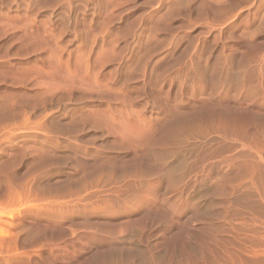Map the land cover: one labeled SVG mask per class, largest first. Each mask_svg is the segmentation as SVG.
Returning <instances> with one entry per match:
<instances>
[{"label":"rangeland","instance_id":"obj_1","mask_svg":"<svg viewBox=\"0 0 264 264\" xmlns=\"http://www.w3.org/2000/svg\"><path fill=\"white\" fill-rule=\"evenodd\" d=\"M59 1L0 0V264H264V0Z\"/></svg>","mask_w":264,"mask_h":264},{"label":"bare ground","instance_id":"obj_2","mask_svg":"<svg viewBox=\"0 0 264 264\" xmlns=\"http://www.w3.org/2000/svg\"><path fill=\"white\" fill-rule=\"evenodd\" d=\"M23 1V0H22ZM26 1V0H25ZM68 1V0H67ZM29 2L30 3H28V5H27V7L26 8H28V9H30V8H32V7H34V6H37L38 7V5H42V7L43 8H46V7H49V8H53V7H55V6H57L58 4H59V0H50V2H44V4H41V2H38V1H31V0H29ZM69 2V1H68ZM67 2V3H68ZM19 3V2H18ZM25 3V2H24ZM38 4V5H37ZM69 4V3H68ZM11 5V4H10ZM13 5V4H12ZM25 6V5H24ZM59 6V5H58ZM61 6H62V4H61ZM10 7H12V6H10ZM42 7H40V8H42ZM24 9H25V7H23ZM35 8V7H34ZM34 8H33V10H34ZM9 9V8H8ZM17 9V8H16ZM36 10V9H35ZM37 10H38V8H37ZM42 10V9H41ZM53 10H54V8H53ZM9 11H11V10H9ZM33 12V11H32ZM53 12V11H52ZM50 14V13H49ZM52 14V13H51ZM49 19H51V18H49ZM68 21V20H67ZM66 24H67V22H66ZM66 27V26H65ZM65 29V28H64ZM38 30V29H37ZM36 30V32L37 33H33V34H35V40H38V42H39V40H40V43L39 44H43L42 43V41L43 40H46V38H47V35L48 34H50V32L51 31H46V30H44V31H42V32H45V33H40L41 32V30L39 31H37ZM47 30H49L48 28H47ZM52 30V29H51ZM35 32V31H34ZM51 33H53V31L51 32ZM30 34V33H29ZM45 34V35H44ZM55 34V33H54ZM31 35V34H30ZM51 35V38L53 37V38H55V36H53V34H50ZM28 36V35H27ZM32 36V35H31ZM30 36V37H31ZM32 36V37H33ZM57 36V35H56ZM49 37V36H48ZM27 39H29V36H28V38ZM31 39V38H30ZM43 39V40H42ZM47 39H50V38H47ZM56 39V38H55ZM55 39H54V42H55ZM42 40V41H41ZM28 41H30V40H28ZM33 41H34V39H33ZM32 41V42H33ZM46 41H48V40H46ZM57 41V40H56ZM36 42V41H35ZM38 42L37 43H32L31 45H32V47H33V49H32V51L34 50H38L37 48H38V46H36V44L37 45H39L38 44ZM49 42V41H48ZM48 42H45V43H47L48 44ZM28 44H29V42H28ZM27 44V45H28ZM47 44H43L44 45V47H46V46H48ZM53 44V43H52ZM56 44V43H55ZM33 45H35L36 46V49L34 48V46ZM50 45V44H49ZM58 45V47H61V46H59V44H57ZM29 46V45H28ZM43 47V46H42ZM40 45H39V48L41 49L42 48ZM43 47V48H44ZM49 47V46H48ZM48 47H46V48H48ZM56 48H54V49H52V48H50V51H51V53H52V56L55 54V56H56V58H60V54L62 55V53H61V51H60V54H59V48L57 47V46H55ZM28 48V47H27ZM42 48V49H43ZM59 56V57H58ZM151 57V56H150ZM53 58H54V60H56V58L53 56ZM52 58V59H53ZM85 58V57H84ZM193 59H194V57H193ZM192 59V60H193ZM54 60H52L51 62H54V64L53 63H50V64H53V65H55L56 64V62H60V59H58V61L56 60V61H54ZM85 60V59H84ZM87 60H89L88 59V57H86V62H82V60H81V64L84 66L85 65V67H86V69H85V67H84V74H86V73H89V69H91V68H89V61H87ZM63 61L61 60V63H62ZM61 63H59V64H61ZM80 63V62H79ZM103 63V62H102ZM106 63H109V61H105V64H102V66H105L106 65ZM58 64V63H57ZM92 64V63H91ZM118 64H121V63H118ZM81 65V66H82ZM57 66H63V64L62 65H56V67ZM77 66H79V64L77 65ZM101 66V65H100ZM119 66V65H118ZM121 66V65H120ZM191 66V65H190ZM92 68H93V65L91 66ZM122 67V66H121ZM54 68H55V66H54ZM53 68V69H54ZM62 68V67H61ZM138 68V67H137ZM58 69V68H57ZM135 69V68H134ZM133 69V70H134ZM189 69V68H188ZM54 71H55V69H54ZM77 71V70H76ZM93 71V70H92ZM180 71H181V69H180ZM132 73H129L130 74V76L128 77V78H124L123 77V79H125L124 81L122 80V79H120V70H118V68H117V70H116V72H115V78H113V80H111V81H114V83H122V85H128V83H130V82H135L136 80H137V74H138V72H139V70H137V69H135L134 71H131ZM187 72H189V70L188 71H186V73ZM186 73H185V75H186ZM222 73V72H221ZM259 73V72H258ZM88 75V74H87ZM184 75V76H185ZM178 76V75H177ZM181 76V75H180ZM214 76V75H213ZM95 77H98V76H95ZM122 77V76H121ZM169 77V76H168ZM184 78V77H183ZM227 78V79H226ZM226 78L223 80L225 83H228V81H230L229 80V78H228V76H226ZM99 80V79H98ZM97 80V78H95V81H98ZM208 80V79H207ZM206 78H205V76H204V74L202 73H200V72H198V70L197 71H193V72H190V73H188L187 74V76H185V80H184V82H183V86H187L188 85V83L189 84H202V83H206ZM211 80V79H210ZM177 81V80H176ZM216 81V80H215ZM217 81H218V79H217ZM222 81V82H223ZM210 82H213V81H210ZM223 82V83H224ZM98 83V82H97ZM215 83V82H214ZM223 83H219V85H217V82H216V85L217 86H220L221 84H223ZM253 83V82H252ZM212 85V84H211ZM215 85V84H214ZM215 85V86H216ZM225 85V84H224ZM171 86V85H170ZM195 86V85H194ZM199 86V85H198ZM221 87H223V85L221 86ZM213 89V88H212ZM215 89V88H214ZM188 91V90H187ZM214 105V104H213ZM188 118V117H187ZM230 118V116H228L227 114H226V112H224L223 110H221V109H217V108H214V109H209L207 112H206V114H202V115H198V116H196V117H194V118H190L191 120H187V121H185L184 123L185 124H190V123H197V125H199V127H202V125L203 126H205L206 127V131L208 130V131H211V132H213V133H225L224 132V130H226L227 129V127L228 128H230L231 127V124L232 123H230L232 120H230L229 119ZM171 125V124H170ZM191 125V124H190ZM233 125V124H232ZM166 126V125H165ZM194 126V125H193ZM170 127V126H169ZM185 127V126H184ZM197 127V126H196ZM168 128V127H167ZM172 128H173V125H172ZM182 128V127H181ZM194 128V127H193ZM198 128V127H197ZM190 129V128H189ZM203 129H205V128H202V130ZM169 130V129H168ZM192 130V129H191ZM199 130V129H198ZM228 130V129H227ZM182 131H184V129H182ZM189 131V130H188ZM201 131V130H200ZM205 131V132H206ZM230 131V130H229ZM185 132H187V130L185 131ZM204 132V133H205ZM228 132V131H227ZM169 133V132H168ZM180 133V132H179ZM191 133V132H190ZM198 133V132H197ZM200 133V132H199ZM210 132H208V134H209ZM163 134V133H162ZM211 134V133H210ZM216 134V135H217ZM229 134V133H228ZM183 135V134H182ZM207 135V134H206ZM171 136V135H170ZM185 136V135H184ZM192 136V135H191ZM190 136V137H191ZM225 136V135H224ZM155 139V138H154ZM211 140V139H210ZM183 141V140H182ZM177 143V142H176ZM180 145V144H179ZM161 146V145H160ZM169 146V145H168ZM226 148V147H225ZM219 153V152H218ZM222 153V152H221ZM241 155V154H240ZM210 156V155H209ZM242 156V155H241ZM166 157V156H165ZM214 157V156H213ZM212 157V158H213ZM247 157V156H246ZM245 157V158H246ZM256 157V156H255ZM216 158V157H215ZM207 159V158H206ZM230 159V158H229ZM233 159V158H232ZM241 159V158H240ZM243 159V158H242ZM248 159H250V158H248ZM209 160H211V159H209ZM222 160V159H221ZM220 160V161H221ZM233 160H235V159H233ZM252 160V159H251ZM250 160V161H251ZM261 160H263V159H261V157H260V159H259V163H260V165L258 164V163H256V162H248L249 164H246V162L247 161H245V164L244 163H242V164H244V165H241V162H240V165L241 166H246V167H243V168H245V169H247L246 170V172L248 173L246 176L247 177H244V179H248V181L250 180V182L251 183H254L253 181L257 178V181H258V179H260V182L262 181L261 180V177H259L260 176V172H262V170H261ZM202 161V160H201ZM214 161V160H213ZM164 162V161H163ZM166 162V161H165ZM219 162V161H218ZM212 163V165L211 166H208V167H210L209 169H208V175L207 176H209V177H212V176H214L215 175V177H216V179H217V182H218V178L220 179V173L218 172V167H216V165H218L219 166V163ZM237 162V161H236ZM263 163V162H262ZM156 164V163H155ZM202 164V163H201ZM211 164V163H210ZM220 164H222V163H220ZM238 164V163H237ZM227 165L228 166H230V167H234L233 165H234V163H233V161L232 160H230V161H228L227 162ZM239 165V166H240ZM161 166V165H160ZM187 167V166H186ZM207 167V168H208ZM128 168V167H127ZM190 168V167H189ZM196 168V167H195ZM204 168V167H203ZM224 168V167H223ZM205 169V168H204ZM234 169H236V168H234ZM245 169L243 170V171H245ZM132 170V169H131ZM179 170V169H178ZM177 170V171H178ZM220 170V169H219ZM264 170V169H263ZM176 171V172H177ZM203 171V170H202ZM231 171V170H230ZM249 171V172H248ZM161 172V171H160ZM167 172V171H166ZM173 172V171H172ZM198 172V171H197ZM201 172V171H200ZM234 172V171H233ZM232 172V173H233ZM259 172V176H257L256 177V173H258ZM179 173V172H178ZM229 173H231V172H229ZM135 174V173H134ZM165 174V173H164ZM228 174V173H227ZM245 174V173H244ZM243 174V175H244ZM149 175V174H148ZM183 175V174H182ZM225 175V174H224ZM261 175H262V173H261ZM94 176V175H93ZM167 176V175H166ZM179 176V175H178ZM241 176V175H240ZM162 177V176H161ZM256 177V178H255ZM259 177V178H258ZM166 178V177H165ZM169 178H170V176H169ZM168 178V179H169ZM172 178V177H171ZM174 178V177H173ZM184 178V177H183ZM213 178V177H212ZM241 178V177H240ZM255 178V179H254ZM181 180V181H183L181 178H178V180ZM209 179V178H208ZM167 180V179H166ZM170 180V179H169ZM214 180V179H213ZM224 180V179H223ZM88 181V180H87ZM177 181V180H176ZM191 181V180H190ZM193 181V180H192ZM244 181V180H243ZM247 181V180H246ZM256 181V182H257ZM180 182V181H179ZM179 182H177V183H179ZM216 182V181H215ZM185 183V182H184ZM214 183V182H213ZM259 183V182H258ZM87 184V183H86ZM259 184H261V183H259ZM181 185V184H180ZM184 185V184H183ZM84 186V185H83ZM133 187H134V185H133ZM259 187V186H258ZM95 188V187H94ZM183 188H184V186H183ZM87 189V188H86ZM134 189V188H133ZM237 190V189H236ZM90 194V193H89ZM234 195V194H233ZM92 196V195H91ZM98 197V196H97ZM205 197V196H204ZM216 197V196H215ZM83 198V197H82ZM85 198V197H84ZM86 199H87V197H86ZM93 199V198H92ZM79 200H80V198H79ZM114 200V199H113ZM93 201V200H92ZM212 201V200H211ZM87 202V201H86ZM91 202V201H90ZM194 202V201H193ZM225 202V201H224ZM237 202V201H236ZM238 203V202H237ZM245 202H243L242 204H239L240 206H242V208L244 209V210H246V211H248V212H253V213H256V212H259V214H260V212H263V211H261L260 209H258L259 208V206L258 205H256V204H251V203H247V204H244ZM259 203V202H258ZM262 203V202H261ZM85 204V203H84ZM228 204V203H227ZM89 205H90V203H89ZM100 205V204H99ZM235 205V204H234ZM260 205V204H259ZM224 206V205H223ZM231 206V205H230ZM239 206V207H240ZM261 206V205H260ZM227 207V206H226ZM220 208V207H219ZM85 209V208H84ZM197 209V208H196ZM85 211V210H84ZM208 211V210H207ZM94 213V212H93ZM99 214V213H98ZM199 214V213H198ZM202 214V213H201ZM257 214V213H256ZM234 216H235V214H234ZM257 216V215H256ZM230 218V217H229ZM264 221V220H263ZM187 222V221H186ZM90 223V222H89ZM264 223V222H263ZM133 224V223H132ZM264 225V224H263ZM187 226V225H186ZM210 226V225H209Z\"/></svg>","mask_w":264,"mask_h":264}]
</instances>
